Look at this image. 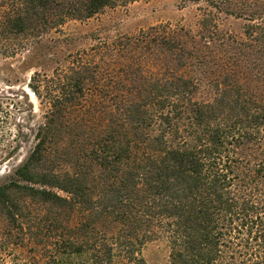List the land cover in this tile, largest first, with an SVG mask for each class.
Listing matches in <instances>:
<instances>
[{
	"label": "trees",
	"instance_id": "obj_1",
	"mask_svg": "<svg viewBox=\"0 0 264 264\" xmlns=\"http://www.w3.org/2000/svg\"><path fill=\"white\" fill-rule=\"evenodd\" d=\"M204 1L197 34L159 24L33 74L44 120L0 184L14 264H149L160 238L171 264H264V0ZM118 2L0 0V51Z\"/></svg>",
	"mask_w": 264,
	"mask_h": 264
},
{
	"label": "rangeland",
	"instance_id": "obj_2",
	"mask_svg": "<svg viewBox=\"0 0 264 264\" xmlns=\"http://www.w3.org/2000/svg\"><path fill=\"white\" fill-rule=\"evenodd\" d=\"M205 5L204 0H119L89 19L70 20L47 30L20 49L0 51V184L9 183L14 169L27 160L36 129L44 120L46 108L29 86L36 71L51 74L60 61L66 62L78 50L101 47L119 36L135 35L159 24L184 26L197 34L200 7ZM221 21L224 29L237 35L246 23L233 16H223ZM29 207L33 220L48 215L49 208L43 203H30ZM16 230L0 209V264H14L30 255L25 246L7 245L4 235ZM143 256L149 264H171L170 247L163 238L148 242Z\"/></svg>",
	"mask_w": 264,
	"mask_h": 264
}]
</instances>
